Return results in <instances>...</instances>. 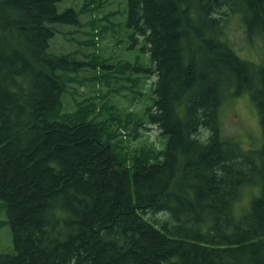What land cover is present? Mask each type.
Listing matches in <instances>:
<instances>
[{
    "label": "trees",
    "instance_id": "16d2710c",
    "mask_svg": "<svg viewBox=\"0 0 264 264\" xmlns=\"http://www.w3.org/2000/svg\"><path fill=\"white\" fill-rule=\"evenodd\" d=\"M63 1L0 0V227L14 243L0 264H264V61L227 30L238 16L264 45V0H126L158 75L134 132L165 140L133 154L119 140L132 113L100 119L95 98L61 114L81 65L49 51L58 25L81 24ZM246 93L261 127L247 147L221 125Z\"/></svg>",
    "mask_w": 264,
    "mask_h": 264
},
{
    "label": "rangeland",
    "instance_id": "374dc122",
    "mask_svg": "<svg viewBox=\"0 0 264 264\" xmlns=\"http://www.w3.org/2000/svg\"><path fill=\"white\" fill-rule=\"evenodd\" d=\"M69 7L77 11L81 24L58 25L49 48L56 55H73L81 63L75 72L65 77L61 114L75 112L83 101L96 98L94 102L100 108V119L133 114L132 125H121L123 129L119 130L120 146L125 153H137L146 146L163 148L165 140L157 126L146 124L134 132L136 119L145 117L153 104L152 86L158 75L152 69L149 45L143 37H132L127 1L64 0L58 5V11L63 12ZM227 30L242 58L257 63L264 61V45L247 44L243 22L238 16L228 21ZM92 32H95L94 44ZM103 65L107 66L106 69ZM95 74L100 76L99 80L94 79ZM221 125L225 136L240 138L246 147L252 142L257 143L256 138L261 135L260 117L249 93L223 106ZM3 204L0 199V223L9 219ZM13 246L11 228L6 224L0 227V253Z\"/></svg>",
    "mask_w": 264,
    "mask_h": 264
}]
</instances>
